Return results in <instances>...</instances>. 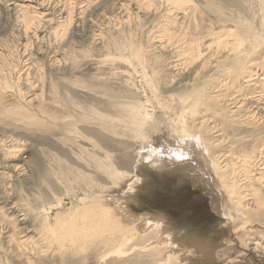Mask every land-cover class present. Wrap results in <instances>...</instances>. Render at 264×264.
I'll use <instances>...</instances> for the list:
<instances>
[{"label": "rangeland", "instance_id": "1", "mask_svg": "<svg viewBox=\"0 0 264 264\" xmlns=\"http://www.w3.org/2000/svg\"><path fill=\"white\" fill-rule=\"evenodd\" d=\"M263 4L0 0V264L219 263L224 252L230 264H264L254 251L258 241L248 242L235 215L222 208L228 199L224 190L209 186L218 181L215 160L229 181L248 190L246 204L255 200L252 183L264 191L256 182L264 154L254 142L264 138L263 67L257 71L248 63L245 80L236 71L226 76L236 52L218 53L211 44L212 29H230L246 37L240 51L253 47L242 56L251 60L264 53V43L258 47L264 42ZM191 43L202 46L203 60L182 54ZM201 87L206 107L193 114L185 107ZM182 132L200 136L209 147L206 163L195 158L200 167L186 159L198 166L195 172L184 165L159 173L149 166L151 154L141 157L152 146L162 152L184 147L188 139ZM245 154H254L256 181L240 171ZM104 208L142 217L137 221L142 231L147 216L155 217L166 223L168 235L150 236L148 242L136 234L123 253L106 254L104 236L91 233ZM252 226L247 229L264 236L261 222ZM141 240L143 248L132 250ZM152 248L161 254L157 262L149 255Z\"/></svg>", "mask_w": 264, "mask_h": 264}, {"label": "bare ground", "instance_id": "2", "mask_svg": "<svg viewBox=\"0 0 264 264\" xmlns=\"http://www.w3.org/2000/svg\"><path fill=\"white\" fill-rule=\"evenodd\" d=\"M264 5V4H263ZM186 16V15H185ZM183 17V16H182ZM184 25V24H183ZM232 30V29H231ZM238 30V29H237ZM228 31V30H227ZM212 38H211V44L214 45L216 47V50L219 52H222L225 54H227V52L230 54H234L236 52L235 55V59L233 61L234 65L232 63L229 62V65L232 64V66L230 67V69H226V71L224 72L226 74V76H229L231 74V72L233 71H236V72H233L234 75H238V78H241V79H244L246 78V74H247V70L248 69H251V67L249 68V64L253 63V65H257V71L259 70L258 68L259 67H263V70H264V53L260 52L258 53V57L255 58V59H251L250 60V57L248 56H242V53L243 52H249L251 49H253V47L250 49V47H246L245 49L243 50H239V47L241 45H244L245 43H247V40L245 39L246 37H243L242 35H238L239 33H236L234 30L231 32L230 29H229V32L228 33H223L221 31H218V32H213V29H212ZM226 32V30H225ZM238 32V31H237ZM171 36V35H170ZM173 38V37H172ZM170 39L171 43L173 42V39ZM207 41V40H206ZM209 41V40H208ZM251 41V40H250ZM249 43V42H248ZM252 43V42H251ZM261 43H264L263 41L258 43V47L260 48V45ZM210 44V45H211ZM185 45V44H184ZM195 45V43H194ZM194 45L191 43V45L187 48H185L184 51H182L185 56L187 57H190L191 60H203V51H202V46H199L196 45L198 48L196 49L194 47ZM206 45V44H205ZM256 45V44H255ZM177 46V45H176ZM214 46H210L209 48V51L213 48L214 49ZM181 48V46H180ZM184 48V47H183ZM262 48V47H261ZM260 48V49H261ZM219 49V50H218ZM241 49V47H240ZM256 49V48H255ZM255 51V50H254ZM216 52V51H215ZM213 53V52H211ZM221 53V54H222ZM229 55H226L228 60H230L232 62V58L229 57ZM170 56V55H169ZM213 56V55H212ZM209 57V56H208ZM208 57H205L204 58V61L208 59ZM260 59L261 62L259 61ZM214 61V60H212ZM175 62V61H174ZM259 62V63H258ZM263 62V63H262ZM176 63V62H175ZM199 63V62H198ZM202 63V62H201ZM212 63V62H211ZM221 63H223L221 61ZM249 63V64H248ZM262 63V66L261 65H258ZM216 64H219V62L217 61ZM200 65V64H199ZM249 65V66H248ZM177 66V65H176ZM205 66V65H204ZM220 67H224L223 65H221ZM247 68V70H246ZM220 69V68H219ZM256 69V68H255ZM254 69V70H255ZM224 70V69H222ZM219 71V70H218ZM256 71V72H257ZM194 72V71H193ZM223 72V71H222ZM252 72V71H251ZM223 73V74H224ZM253 73V72H252ZM220 74V73H219ZM224 74V75H225ZM249 74V73H248ZM257 74V73H256ZM264 74V73H262ZM223 76V75H222ZM253 76V75H252ZM262 78V76H259ZM222 78V77H221ZM248 78V77H247ZM223 79V78H222ZM225 79V78H224ZM245 80V79H244ZM223 81V80H221ZM235 81V79H234ZM263 81V80H262ZM224 82V81H223ZM227 82V81H226ZM225 82V83H226ZM217 83V82H216ZM238 83V81H237ZM261 83H264V82H261ZM223 85V84H222ZM204 86V85H203ZM215 87V86H213ZM222 87V86H221ZM239 87V86H238ZM206 87H201L200 89L198 90H202V91H196V93L194 94L193 92H191L192 96L194 97V99L192 98V96L190 98H188L189 100H191V104L188 105V107L186 108L185 107V110H190L193 112V114L197 113L199 111L200 108L202 107H206V100H205V95H206V91L204 90ZM226 88H228L227 90L231 89L232 87H229V85H226ZM237 88V87H236ZM262 88V86H261ZM216 89V88H215ZM222 89V88H221ZM241 90V89H240ZM216 91V90H215ZM264 92V91H263ZM235 94V93H234ZM231 95V94H229ZM245 95V94H244ZM263 95V93H262ZM220 97V96H219ZM218 98V97H217ZM241 97L237 98V99H240ZM245 98V96H244ZM247 98V97H246ZM258 98V97H257ZM186 100L187 104H188V101L189 100ZM234 99V98H233ZM236 99V98H235ZM243 100V97L241 98ZM240 99V100H241ZM250 99V98H248ZM254 99V98H253ZM259 99V98H258ZM262 99V98H261ZM231 100H232V97H231ZM252 100V99H250ZM233 101V100H232ZM239 101V100H238ZM244 101H246V99H244ZM258 101V100H257ZM256 101V102H257ZM260 101V100H259ZM258 101V102H259ZM236 102V100L234 101ZM261 102V101H260ZM263 102V101H262ZM184 103V102H183ZM243 103V102H242ZM186 104V103H185ZM184 104V105H185ZM236 104V103H235ZM238 104V103H237ZM236 104V105H237ZM261 104V103H260ZM186 106V105H185ZM264 107V106H263ZM189 108V109H188ZM258 108V106H257ZM256 108V109H257ZM260 109L262 108L261 106L259 107ZM207 109V108H206ZM263 109V108H262ZM259 110V109H258ZM255 111V110H254ZM264 111V110H263ZM257 112V110H256ZM249 113V112H248ZM259 115V114H258ZM235 116V115H234ZM244 116V115H243ZM256 116V114H255ZM250 117V116H249ZM252 117V116H251ZM186 117H184L183 119H185ZM248 118V117H247ZM254 118V117H253ZM251 118V120L253 119ZM259 118V117H258ZM238 119V118H237ZM242 119V117L240 118ZM257 119V118H256ZM250 120V121H251ZM259 121V120H258ZM194 122V121H193ZM248 124V123H247ZM260 124H262L260 122ZM192 125V124H191ZM252 125V124H251ZM262 128V127H261ZM264 129V128H263ZM256 130H257V127H256ZM260 130V129H259ZM237 131V130H236ZM255 131V130H254ZM257 131H255L256 133ZM249 133V132H248ZM264 133V132H263ZM244 134V133H243ZM257 135V134H256ZM182 136H185V138L188 139V141H185V146L184 147H180V148H175L174 150H170L168 149L167 151L165 152H162L161 149H154L155 146H152L150 148V150H147L145 151L141 157L142 158H148L147 155L151 154L150 155V167L154 169H156V171H160L159 173H166V172H169V169H167V167L169 166H174L175 168L177 167H180L182 166L181 168L184 169V165H186L185 167H187V170H188V167H190V169L192 168L191 167V164H187V160H191L193 161L196 165L199 164L200 162L199 161H203L205 162L206 160V155L205 154H210L209 153V147L207 144H205L204 140L198 136V135H195V134H190V133H185V132H182ZM188 136V137H186ZM191 136V137H189ZM192 136H194V139H190V138H193ZM255 136V135H254ZM251 137V136H250ZM253 137V136H252ZM260 137V135L258 136ZM263 137V135H262ZM249 138V137H248ZM257 138V137H256ZM189 139L191 141H189ZM244 140V139H243ZM242 141V140H241ZM250 141V139H249ZM232 142V141H231ZM254 142L257 143L258 147L261 149V155L264 154V138H257V140H255ZM208 143V142H207ZM250 143V142H249ZM254 144V143H253ZM252 146V144H251ZM172 148V147H171ZM195 148V149H194ZM154 152L156 153H159V156L161 158H157V157H154ZM175 153V154H174ZM259 153V152H258ZM254 155V154H253ZM253 155L251 154H245L244 156H241L243 161L241 162V165L242 167L240 168V171H242V173L244 172L246 174V179L247 181L248 180H255L256 177H253L252 176V172L254 171V168L252 169V160H253ZM194 156V158L192 157ZM196 156V157H195ZM198 156V157H197ZM260 156V154H259ZM258 156V157H259ZM263 156V155H262ZM171 157L173 159H171ZM168 158V162L167 163H164L162 162V160H166ZM182 158V160H181ZM195 158H198L199 161H197V159ZM186 161H184V160ZM209 159V161L211 160V158H207ZM259 159V158H258ZM158 160V161H157ZM214 161V162H213ZM206 163V162H205ZM204 163V164H205ZM209 162H207L208 164ZM212 165H213V171L215 172V177L218 181H215L213 180L212 181V185H211V180L209 181V186L214 190V191H218L217 193H221L222 192V189L224 190V192H222L223 194H225L227 196L228 199H226V202L224 204V207L222 208H225L226 209V212H227V215H235V220L237 219V221L240 222V227L239 229L241 231H245L246 232V235L248 236V242H256L258 241L257 243H254V251L256 252V254H262L264 256V236L253 230V229H247V228H255L253 227V223H254V220L255 221H259L261 222L262 225H264V221H262V215H264V191L259 188V190L257 188H255V185L254 183H252V185L254 186L252 193H253V196L255 197V200L253 201V204L250 205V204H246L247 201L245 196L247 195L248 193V190L247 189H244L242 190V186L240 185V183L238 181H229L228 179L230 178V176L228 177H225V171H223V168L219 165V163L215 160H212ZM210 163V164H211ZM257 163V162H256ZM201 164V163H200ZM200 164H199V167H200ZM202 166V165H201ZM207 166V165H206ZM205 166V167H206ZM209 166V164H208ZM211 166V165H210ZM198 167V166H196ZM195 167V168H196ZM203 167V166H202ZM205 167H203V169H206ZM212 167V166H211ZM194 167L192 168L193 170L195 169ZM209 168V167H208ZM257 168H258V165H257ZM167 169V170H166ZM191 169V170H192ZM190 170V171H191ZM198 170V169H197ZM202 171V169H201ZM185 172V170H184ZM193 172V171H192ZM195 172V170H194ZM203 172V171H202ZM200 172L201 175H203V173ZM210 174V172H208ZM227 173V172H226ZM235 173V171H234ZM233 173V174H234ZM241 173V172H240ZM206 174V172H205ZM204 174V175H205ZM208 174V175H209ZM244 174V176H245ZM193 175V174H192ZM207 175V174H206ZM236 175V174H235ZM254 175V174H253ZM259 175V174H258ZM196 176H199V174L196 173ZM237 176V175H236ZM255 176V175H254ZM200 177V176H199ZM206 176H204L205 178ZM213 177V178H215ZM234 177V176H233ZM203 178V176H202ZM203 178V180H204ZM211 178V177H210ZM228 178V179H227ZM236 178V177H235ZM234 178V179H235ZM237 178H239L237 176ZM251 178V179H250ZM201 179V181H203ZM225 181V182H224ZM256 181V180H255ZM204 183H206L205 181H203ZM218 182V183H217ZM241 182V181H240ZM256 182H259L261 184V187L264 186V171H262V174L259 175V178L257 179ZM200 183V182H199ZM207 184V183H206ZM249 185V184H248ZM251 187V186H250ZM249 188V187H248ZM250 189V188H249ZM261 190V193H259V191ZM221 191V192H219ZM263 191V192H262ZM250 195V194H249ZM248 198V197H247ZM223 199V198H222ZM123 206V205H122ZM121 207V206H120ZM221 208V209H222ZM103 210V209H102ZM101 210V211H102ZM223 210V209H222ZM105 211L103 214H102V217H100L102 220L100 221L99 225L96 226V231H91V233H93V235H103L104 236V239L102 240V250L105 251V253L107 254V251L108 253H123L124 250L126 249L125 247L127 245H130L132 243V241L134 240V237L136 234H140L141 238L144 240H146L148 238H150V236H152L150 239L152 240L153 238H155V236H167L168 233H167V225L164 221H155V217H150V216H147L148 219L146 221H148L146 223V221H144L146 223V228L144 229V231L141 230L140 227V223L138 224L137 221H140L142 220V217H140L141 219L138 220V218H135V220L131 217V214H129L130 212H127L125 214V216H120L118 215V212H114L112 208H109V209H106L104 208ZM224 212V213H226ZM123 213V212H122ZM5 214V213H4ZM92 214V213H91ZM120 214V213H119ZM124 215V214H123ZM144 216V215H142ZM226 216V214H225ZM8 217V216H7ZM138 217V216H137ZM88 218V217H87ZM234 218V217H233ZM91 219V218H90ZM96 219V218H95ZM161 219V218H160ZM261 219V220H260ZM162 220V219H161ZM83 221V220H82ZM90 221V220H88ZM151 221V222H149ZM236 221V222H237ZM143 222V221H142ZM143 222V223H144ZM92 224V223H91ZM138 224V225H137ZM238 224V223H237ZM238 225V226H239ZM5 226V225H4ZM3 226V227H4ZM73 226V224H72ZM237 226V225H236ZM249 226V227H248ZM2 227V228H3ZM167 228V229H166ZM4 229V228H3ZM239 230V231H240ZM151 231L149 234L148 232ZM73 232V231H71ZM89 232V231H88ZM238 232V230H237ZM173 233V232H172ZM67 234V233H66ZM79 234V233H78ZM77 234V235H78ZM143 234V235H142ZM76 235V234H75ZM74 236V234H73ZM72 236V238H73ZM83 236V235H82ZM137 236V235H136ZM139 236V237H140ZM81 237V236H80ZM93 238V237H92ZM136 239V238H135ZM146 240V241H148ZM156 240V239H155ZM141 240V243L140 244H136L134 243L133 245H131V249L134 250L133 248H136V247H141L143 248V244L145 242H143ZM150 241V240H149ZM148 241V242H149ZM75 242V241H74ZM147 244V243H146ZM146 246V245H145ZM163 246V245H162ZM156 248V246H155ZM169 248V247H168ZM232 248V247H231ZM150 249V248H149ZM153 249V248H152ZM159 249V248H158ZM234 249V248H232ZM148 250V249H147ZM157 249H153L152 252L153 253H150L149 252V255L153 254V262L157 259V256L161 255L159 253V251H156ZM166 250V249H165ZM163 251V250H162ZM161 252V250H160ZM166 252V251H165ZM164 252V253H165ZM231 252V251H229ZM162 253V252H161ZM225 253H222L224 254L225 256ZM110 255V254H109ZM229 255V254H228ZM164 256V255H163ZM224 256H218L220 259H219V263H221L224 259ZM260 256V255H259ZM233 257V256H232ZM161 258V256H160ZM226 258H227V255H226ZM164 259V258H163ZM162 259V260H163ZM228 259V258H227ZM198 261V260H197ZM212 261V262H211ZM151 262V261H150ZM157 262V261H155ZM211 262V263H210ZM224 263L226 264H230V263H233L234 261H232V259H229L228 261H223ZM222 262V263H223ZM237 262V261H236ZM199 264H219L217 262H215L214 260H205V261H201V262H198ZM149 264V263H147ZM152 264V263H151ZM155 264V263H153Z\"/></svg>", "mask_w": 264, "mask_h": 264}]
</instances>
